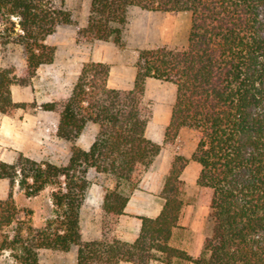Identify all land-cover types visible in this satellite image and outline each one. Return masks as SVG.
<instances>
[{"label":"trees","instance_id":"1","mask_svg":"<svg viewBox=\"0 0 264 264\" xmlns=\"http://www.w3.org/2000/svg\"><path fill=\"white\" fill-rule=\"evenodd\" d=\"M61 2V5L59 4ZM64 0H0L2 50L10 43L23 46L26 69L13 65L0 70V112L36 108V102H17L12 86L30 85L38 69L55 60L56 47L48 37L75 18ZM131 6L148 10H190L187 45H155L139 49L134 85L108 86L111 64L84 63L69 97L44 102L57 111V136L72 143L67 164L37 160L18 152L13 162H0V178L10 181L0 198V238L19 264H40V250L69 251L77 247V264H264V0H92L88 23L79 27V43L113 41L127 46L124 36ZM176 86L171 119L164 142L147 136L153 108L146 101L149 78ZM88 122L100 129L90 149L77 144ZM183 127L199 132L191 155L175 154L160 196L158 216H140L142 227L134 241L115 235L132 193L164 144H174ZM194 160L201 165L199 186L209 196L205 237L198 255L172 244L186 202L182 173ZM90 168L115 181L102 205V237L84 241L81 207L92 181ZM28 196L54 185V217L35 228L32 208L22 210L14 197L16 183ZM17 223L13 236L5 229Z\"/></svg>","mask_w":264,"mask_h":264},{"label":"crops","instance_id":"2","mask_svg":"<svg viewBox=\"0 0 264 264\" xmlns=\"http://www.w3.org/2000/svg\"><path fill=\"white\" fill-rule=\"evenodd\" d=\"M72 1L64 0L62 5L71 8ZM91 3L92 0H86L87 14L82 18L80 26H85L88 23ZM191 24L192 12L190 10L160 11L131 6L124 30L130 56L113 41L96 40L92 43L79 44L75 40L76 31L74 29L69 30L66 25H60L47 40L48 43L56 47L54 62L43 64L38 69L37 76L30 85L14 84L12 86V96L15 101H33L39 105L33 111L21 108L13 115L0 112V162H10V151H13L16 153L23 152L25 155L37 160L53 158L55 159L54 163L67 164L72 153V143L56 134L60 114L57 111L43 109L41 104L60 101L69 97L84 63L89 61H101L111 64L108 78L109 87L117 89L132 88L137 73V48L156 44L183 47L188 43ZM53 37L57 38L53 40ZM3 64L0 44V70ZM26 66L27 64L24 63V67ZM164 86L172 92V96L166 98V101L171 103L170 105L154 106L153 108V117L146 131L147 136L153 140L158 139V132L161 133V130L162 139L164 138L166 126L171 119L172 107L176 97V86L172 82L153 77L149 78L146 84V98L149 92H152V94L155 92L160 97L163 96V93L159 90ZM173 97L174 99H171ZM153 119H156V121L153 122ZM153 125L156 130L152 129ZM99 129L100 125L98 123L88 122L77 139V144L84 149H90ZM158 141L160 142V140ZM10 145L14 148H11ZM169 166L170 163L167 166H164V164L159 166L161 172H158V175L161 179L153 184L151 182L146 184L150 179L149 173H151V170L146 171L139 188L132 193L126 205L125 213L118 218V225L114 232L117 237L134 241L139 236L142 227L140 216L155 217L160 214L165 202L164 198L160 196V191ZM189 166H192L196 171L201 170L200 163L194 160L188 163L185 170L189 169ZM88 177L92 180V183L80 214L82 239L84 241L97 240L102 237L103 201L107 190L115 186V181L110 176L98 172L95 168H90ZM0 179L4 181L3 190L5 192L0 198H6L10 190V181L8 182L6 178ZM55 190L54 185H48L39 194L28 196V198L42 196L46 198L48 205L50 203L54 207L53 192ZM15 191L14 187V197L16 199L18 192ZM50 215L52 216L53 213ZM182 225L181 218L180 226ZM180 228L174 230L172 237L174 245H176L175 239L177 236L180 241L186 238L185 234H178L177 231ZM199 249L200 245L196 250V254ZM61 253V260H63L61 264H77V247H73L69 251H61ZM119 264L134 263L122 261ZM150 264L166 263L153 260Z\"/></svg>","mask_w":264,"mask_h":264},{"label":"rangeland","instance_id":"3","mask_svg":"<svg viewBox=\"0 0 264 264\" xmlns=\"http://www.w3.org/2000/svg\"><path fill=\"white\" fill-rule=\"evenodd\" d=\"M61 2L59 1V4ZM72 7L69 8L72 10L74 18H75V23L73 24H63L68 26L69 30L74 29L77 33V29L80 26L82 18H84L87 14L86 12V0H73L72 1ZM6 28V24L2 17H0V29L4 30ZM76 33H75V40H76ZM57 36V35H56ZM57 37H53V40ZM126 39V38H125ZM48 40V39H47ZM96 41V40H95ZM77 42V40H76ZM91 42H82L79 44L83 43H92ZM127 43V41H126ZM50 44V43H48ZM53 45V44H50ZM159 45V44H156ZM54 46V45H53ZM155 46V45H153ZM120 47V46H119ZM151 47V46H148ZM121 48V47H120ZM144 48L140 47L137 48V55L139 53V49ZM122 50L126 51L128 56L129 54V47L128 44L125 48H121ZM2 56H3V65H13L16 69L17 74H22L23 71L26 69L24 67V63L26 60L25 53H24V48L20 44L17 43H10L8 44L4 50H2ZM38 72V71H37ZM37 76V74H36ZM35 76V77H36ZM34 77V78H35ZM33 78V79H34ZM33 82V80H32ZM163 93V96H158L157 93L149 92L148 97L146 98V101L151 105L152 108L154 106H161V105H170L171 102L166 101V98L172 96V92L170 91L169 88L164 86L161 90H159ZM152 94V95H151ZM174 95V92H173ZM171 99H174L171 98ZM33 102V101H32ZM37 103V102H36ZM38 104V103H37ZM39 105V104H38ZM33 111L34 108L28 109ZM156 121V119H153V122ZM152 129L156 130L154 128V125ZM161 133L158 132V139L154 140L163 143L164 138L162 139V130L160 131ZM162 139V141H161ZM199 139V133L196 130L190 129V128H183L181 129L178 138L174 144H164V147L161 151V153L156 157L155 161L153 164L150 166L148 170H151L150 174V179L146 183L148 184L149 182L156 183V181H160L161 177L158 175V172H161L159 170V166L161 164H164V166H167L168 163H171V160L175 154H183L187 157H191L196 145L197 141ZM11 148H14L10 145ZM18 153L10 151V162H13ZM47 160H52L54 161L55 159L53 158H46ZM45 159V160H46ZM44 160V159H42ZM170 167V166H169ZM169 170V169H168ZM201 170H194L192 166H189V169L185 170L182 173V179L184 180V200L186 202V206L183 211V217H182V226L180 229H178L177 232L178 234H185V240L180 241L178 236L175 239V246H178L183 249H189V253L196 256L198 255L201 246L204 241L205 237V224L207 220V216L209 213V196L206 193L205 190H203L197 180L199 177ZM167 174V173H166ZM166 176V175H165ZM164 176V178H165ZM159 178V179H158ZM90 179V178H89ZM6 180L9 182V179L6 178ZM91 180V179H90ZM165 180V179H164ZM92 181V180H91ZM3 180L0 179V197L5 193L4 192V184ZM164 184V183H163ZM162 184V186H163ZM15 192L17 193L16 197V202L18 207L22 210L20 214V218L24 219L26 218L24 210L26 208H32L34 210V213L32 214V224L35 228L41 229L43 228L48 219L53 218L54 215H50L51 213L54 214V210L56 207H52L49 203H47L46 198L44 197H31L28 198V195L26 194L25 190L19 186V183L17 182L15 185ZM53 209V210H52ZM17 227V223L12 224L11 226H8L5 229L6 234H11L13 236L15 232V228ZM0 244H1V238H0ZM173 244V243H172ZM178 244V245H177ZM174 245V244H173ZM200 245V249L196 254V250ZM61 251L60 250H46L45 248H42L40 250V264H61L63 260L61 256ZM0 264H19L18 261L15 259V257L12 255V251L9 248L2 249L0 247ZM180 264H194L193 262H181Z\"/></svg>","mask_w":264,"mask_h":264}]
</instances>
